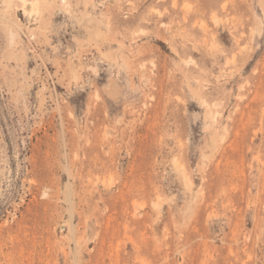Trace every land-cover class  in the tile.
<instances>
[{
    "label": "rangeland",
    "instance_id": "obj_1",
    "mask_svg": "<svg viewBox=\"0 0 264 264\" xmlns=\"http://www.w3.org/2000/svg\"><path fill=\"white\" fill-rule=\"evenodd\" d=\"M38 1L0 0V264H264V0Z\"/></svg>",
    "mask_w": 264,
    "mask_h": 264
},
{
    "label": "bare ground",
    "instance_id": "obj_2",
    "mask_svg": "<svg viewBox=\"0 0 264 264\" xmlns=\"http://www.w3.org/2000/svg\"><path fill=\"white\" fill-rule=\"evenodd\" d=\"M10 1V0H9ZM23 1V3H24V7H23V9H24V12L25 13H28V14H37V13H39V10H40V8H39V5H40V3H39V1L38 0H35V1H32V2H29L28 0H22ZM63 1H66V0H63ZM9 2L7 1V4H8ZM12 3V2H11ZM52 3V2H51ZM7 8H8V5H7ZM5 10H6V8H5ZM42 11V10H41ZM26 15V14H25ZM5 16V15H4ZM7 18H8V16H7ZM9 20V19H8ZM11 20V19H10ZM9 20V21H10ZM12 21V20H11ZM10 25V24H9ZM12 26V25H11ZM13 26H14V24H13ZM13 33V32H12ZM16 33V32H15ZM38 37V36H37ZM14 38V37H13ZM184 173V172H183ZM47 195V194H46Z\"/></svg>",
    "mask_w": 264,
    "mask_h": 264
}]
</instances>
